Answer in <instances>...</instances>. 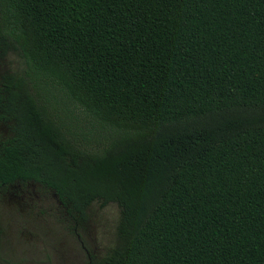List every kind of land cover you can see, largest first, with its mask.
<instances>
[{
    "label": "trees",
    "instance_id": "1",
    "mask_svg": "<svg viewBox=\"0 0 264 264\" xmlns=\"http://www.w3.org/2000/svg\"><path fill=\"white\" fill-rule=\"evenodd\" d=\"M9 51L25 69L4 74L0 187L55 194L75 228L116 203L89 264H264V0H0ZM48 86L111 132L100 148Z\"/></svg>",
    "mask_w": 264,
    "mask_h": 264
},
{
    "label": "rangeland",
    "instance_id": "2",
    "mask_svg": "<svg viewBox=\"0 0 264 264\" xmlns=\"http://www.w3.org/2000/svg\"><path fill=\"white\" fill-rule=\"evenodd\" d=\"M24 69V60L17 52L0 54V75L22 74ZM44 92L78 139L88 140L91 149L101 147L111 134L108 129L57 89L48 86ZM49 198L48 210H27L11 201L7 194H0V264H89V256L101 257L115 246L120 214L116 203L101 206L93 202L86 219L75 228L61 210L51 205Z\"/></svg>",
    "mask_w": 264,
    "mask_h": 264
},
{
    "label": "flooded vegetation",
    "instance_id": "3",
    "mask_svg": "<svg viewBox=\"0 0 264 264\" xmlns=\"http://www.w3.org/2000/svg\"><path fill=\"white\" fill-rule=\"evenodd\" d=\"M7 81L11 82V90H15L17 84L16 77H7L4 76V74L0 75V153L2 147L7 145L12 139L14 135L13 127L16 124L17 96L14 92L6 91ZM0 194H7L11 201L16 202L20 207L24 206L27 210H42L43 208H47L48 210L49 204L46 203V200H48V196H50L51 205L65 214V207L59 201L58 197L36 185L27 184L24 186L23 184H16L1 186ZM10 206H12V204H10ZM88 259L90 260V256Z\"/></svg>",
    "mask_w": 264,
    "mask_h": 264
}]
</instances>
